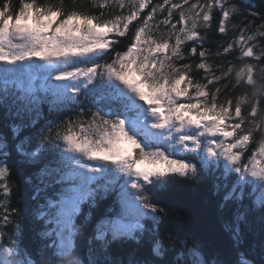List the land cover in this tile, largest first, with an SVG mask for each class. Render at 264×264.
I'll return each mask as SVG.
<instances>
[{"label": "snow or ice", "instance_id": "6c2138e0", "mask_svg": "<svg viewBox=\"0 0 264 264\" xmlns=\"http://www.w3.org/2000/svg\"><path fill=\"white\" fill-rule=\"evenodd\" d=\"M150 5V10L145 13ZM91 7L119 8L121 14L102 19L103 11L96 15L75 7L65 10L64 0H59L58 5L22 0L16 14L11 12L10 2L0 6V62L15 66L4 68V72L43 67L35 61H47L54 70V79L67 82L54 86L58 98L79 103L77 94L100 77L112 87L111 99L119 105L118 109L106 114L109 118L96 111L89 120L69 121L62 133L57 132L67 145L65 152L73 154L68 159L76 165L61 180L66 181L68 187L61 193L59 201L48 205L55 210L51 215L58 225L54 235L59 237V243L53 241L52 246L59 260H65L75 252L78 228L74 218L80 205L95 197L101 188L109 191V187L118 182L119 174L130 178L120 185L119 199L124 215L100 225L94 238L105 244L109 242V236L113 241L138 239V230H143L140 220L149 211H162L145 194L148 185L159 187L175 182L178 177L199 182L197 164L186 154H195L205 167L224 161L226 172L238 174L241 185H254L264 193V47L254 53L257 44L250 43L258 36L264 37V31H261L264 23L247 35V27H242L230 43L221 45L222 52L214 54L222 56L238 46L239 53L233 59L251 58L260 62L259 65L245 63L235 70L233 87H248L235 98L233 105L229 98L218 103L221 87L227 85L211 92L208 86L232 77L235 65L229 60V68L219 75L213 72L212 65L207 63V57L212 53L204 47L206 36L197 29L211 28L213 8L218 7L221 15L218 32L227 35L230 14L238 11L236 6H227V0H205L203 4L200 0L195 3L163 0V3L155 4L153 0H91ZM125 8L129 9L127 14H123ZM165 8L166 16L154 22L157 12H164ZM177 10L179 18L173 22V12ZM135 21L139 23L134 26L126 50L118 51V46L123 43L120 38L128 36ZM161 25L168 29L166 34L160 31ZM155 32H160V38L155 37ZM189 41L196 42L190 48L192 55L197 54V46L202 49L195 67L205 71V83L189 76L192 64L175 63L186 59L182 45ZM109 56H113L110 63H100ZM258 66L261 72L259 86L254 78ZM221 67L217 65L218 69ZM137 98L149 107L138 104ZM245 106H248L247 112ZM252 144L255 147L245 159ZM85 159L96 163H84ZM8 172V167L0 164V188L4 198L0 202V219L10 226L14 224V219H10L14 209L8 199L10 186L4 183ZM100 180L107 183L98 184ZM129 185L137 192L128 191ZM240 190V187L235 188L225 199H236ZM259 204L264 210V195ZM128 216L134 219L124 222ZM152 219L155 221L157 217ZM233 232L238 239L235 228ZM6 233L9 242L7 247L0 244L4 253L0 264H18L10 259L18 253V240L11 235V227L0 226V239ZM152 252L156 256L164 255L163 242L157 237L152 238ZM75 264L80 261L75 260ZM237 264H248V261L241 258Z\"/></svg>", "mask_w": 264, "mask_h": 264}, {"label": "trees", "instance_id": "16d2710c", "mask_svg": "<svg viewBox=\"0 0 264 264\" xmlns=\"http://www.w3.org/2000/svg\"><path fill=\"white\" fill-rule=\"evenodd\" d=\"M6 2H10L13 14L22 6V0H0V6ZM176 2L179 0H173V3ZM195 2L196 0H190V3ZM200 2L203 4L205 0ZM37 3L58 5L59 0H37ZM155 3H163V0H153V4ZM64 6L65 10L75 7L79 11L96 15L103 11L102 19L121 14L119 8H92L91 0H75V3L73 0H64ZM227 6L238 8L236 13L230 14L227 35L218 32L221 18L218 7L213 8L211 28L201 27L197 31L206 36L204 47L212 53L207 57V63L212 65L213 72L219 75L229 68L231 66L227 63L229 60L235 65L232 77L208 86L211 92L216 87L227 85L221 87L218 103L229 98L235 105V98L248 87L246 85L233 87L236 83L235 70L245 63L259 65L260 62L251 58L233 59L239 53L238 46L234 51L222 56L214 54L217 51L222 52L221 45L230 43L242 27H247L245 33L247 35L264 23V0H227ZM187 7L188 5H185V8ZM150 8L151 5L144 12H148ZM128 11L129 9L125 8L123 14H127ZM178 12L179 10L173 12V22L179 18ZM166 14L167 8L164 12H157L154 22H159ZM138 23L139 21H135L130 26L127 37L120 38L123 43L118 46V51L126 50L129 37ZM234 24L237 27H234ZM160 31L166 34L168 29L161 25ZM154 35L160 38V32H155ZM250 43L257 44L254 53H258L260 48L264 47V37L258 36ZM195 44V41H189L182 45L186 59L177 60L175 63L192 64L189 76L194 81L205 83L203 79L205 71L197 70L195 67L200 60L198 53L202 49L197 46L196 55H192L190 51L191 46ZM112 59L113 56H109L100 63H110ZM35 64L40 65L42 61H35ZM217 65L222 67L218 69ZM18 72L26 76L22 84L10 81ZM13 73L15 74L11 79L0 76V164L9 169L4 183L10 186L11 195L8 199L11 209H14L10 219H14V224L5 225L0 219V226L11 227V235L18 240V253L15 257L17 262L22 260L29 263L27 259L30 258L32 264H75L77 259L80 264H237L239 259L244 258L248 264H264V210L259 204L262 195L254 185H241L238 174L226 172L224 161L216 166L205 167L197 160L195 154L186 156L197 164L199 182L178 177L175 182L165 183L159 187L147 186L145 194L149 201L162 211L158 213L149 211L148 215L140 220L143 230H138V239L113 241L109 236L107 237L109 242L105 244L94 238L101 224L116 221L124 215L119 199L120 185L123 184L121 178L119 182L109 187V191L105 192L101 188L95 197L80 205V210L74 218L78 228V235L74 241L75 252L67 259L59 260L54 255L52 246L55 238L52 227L58 228L51 215L55 210L47 205L49 202H58L61 193L68 187V183L61 180L69 175L66 167L73 166V161L67 158L65 152L67 145L57 136V132L62 133L69 121L75 123L77 119L89 120L96 111L109 118L106 114L110 110L118 109L119 105L111 99L112 87L102 82L100 77L77 94L76 99L79 103H75L58 98L52 88H44L43 83L46 86L52 82H61L52 78L47 70L35 77L37 86L30 92L23 87L28 83V77L23 69ZM254 78L259 86L261 82L259 66ZM106 79L105 76L104 80ZM137 103L144 102L137 98ZM247 110L248 106H245L244 111ZM245 126L248 127L247 124ZM43 137L49 138L45 140ZM254 147L255 144L250 145L249 152L245 153V159ZM106 183L107 181L98 184ZM237 187L241 188L236 193L237 198L226 200V194ZM136 192L135 190L133 193ZM3 199V189L0 188V202H3ZM154 216L157 217L155 221L152 219ZM234 228L239 235L238 239L233 232ZM153 237L163 242L164 255L153 254ZM2 239L8 244L9 234L6 233Z\"/></svg>", "mask_w": 264, "mask_h": 264}, {"label": "rangeland", "instance_id": "374dc122", "mask_svg": "<svg viewBox=\"0 0 264 264\" xmlns=\"http://www.w3.org/2000/svg\"><path fill=\"white\" fill-rule=\"evenodd\" d=\"M54 63V62H53ZM40 65H42L43 67H33V68H31V69H28V70H23L26 74L25 75H27V80H28V83L27 84H25V90H29V92L30 91H32V89L34 88V87H36L37 86V84H35V83H37L35 80H36V78L35 77H38V76H40L41 75V73L43 72V71H45V70H47L48 72H49V75L52 77V78H54V75H53V72H54V70L49 66V62H47V61H42V64H40ZM15 66H12V65H5V64H3V62H0V76H2V77H5V78H9V79H11V77L13 76V74H15V73H13V71H10V72H4L3 71V69L4 68H14ZM73 70V69H72ZM46 74V73H45ZM58 74V73H57ZM20 75V76H19ZM43 76H44V74H43ZM24 77H26V76H23L22 75V73L21 72H18V74L14 77V80L13 79H11L10 81H12V82H16V83H19V84H22L25 80V78ZM10 81H8V82H10ZM62 83H67V82H60V83H56V82H52V83H50V84H48V85H46L45 86V83H43L42 85L44 86V88H47L48 87V89L49 88H52V90L54 91V86H56V85H60V84H62ZM114 83L115 84H119V82L118 81H114ZM47 84V83H46ZM42 86V87H43ZM16 87H18V85H16ZM121 88H123V85L121 86ZM36 89V88H35ZM140 105H142L144 108H147L146 107V105L143 103H141ZM149 119H151V117L149 116ZM152 131H154V132H158V131H160V130H158V129H152ZM66 155H67V158L68 157H70V156H72L73 154L72 153H68V152H66ZM84 163H88V164H90V165H92V164H95L96 162H94V161H87L86 159L83 161ZM225 163V162H224ZM76 167V165H75V163H74V161H73V166H68V167H66V170H67V172H69V174H70V172H71V170L73 169V168H75ZM84 171H86V170H84ZM121 178L123 179L122 180V182L124 183V181L125 180H128V179H130L129 177H127V176H124L123 174H119V179L121 180ZM118 179V180H119ZM106 182V180H100V181H98L97 183H105ZM119 182V181H118ZM136 189H132L131 188V186L129 185L128 186V191H130V192H134ZM137 191V190H136ZM259 192V194L260 195H264V193H261L260 191H258ZM49 203H53V202H49ZM57 203V202H56ZM49 205V204H48ZM48 205H47V207H48ZM134 218L132 217V216H128L127 217V219L124 221V222H130V221H132ZM52 229H53V231L52 232H55V230H57L56 229V227L55 226H53L52 227ZM54 241H56L57 243H59V237H57L56 235H55V238H54ZM5 242L3 241V239H0V244H2V245H4L5 247H7L8 246V244L7 243H5ZM15 257H16V255L14 256V257H11L10 259H14L15 260ZM2 259H4V253L2 252V250H0V260H2ZM27 261H29V263H27V264H32V260L30 259V258H28L27 259ZM19 262V264H24V261L22 262V260H19L18 261Z\"/></svg>", "mask_w": 264, "mask_h": 264}]
</instances>
